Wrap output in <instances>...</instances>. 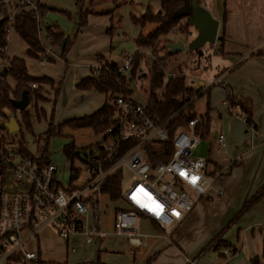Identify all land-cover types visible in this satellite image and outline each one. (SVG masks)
I'll list each match as a JSON object with an SVG mask.
<instances>
[{"label": "built area", "instance_id": "2783aa9c", "mask_svg": "<svg viewBox=\"0 0 264 264\" xmlns=\"http://www.w3.org/2000/svg\"><path fill=\"white\" fill-rule=\"evenodd\" d=\"M21 10L33 11L39 32L41 6L37 1L1 0L0 16L5 22V45L0 48V86L8 79L6 71L10 57L7 47L10 33L15 31V16ZM38 39L44 48L38 60L48 62L52 55L50 46L53 39L48 38L49 47L41 43L39 36ZM214 45L205 44L196 50L198 57L193 60V65L202 64L206 69L212 68L209 57L219 52ZM164 50L167 51V46ZM136 58L138 63L132 85L142 87L144 80H151L152 65L161 66L164 62L158 51L136 45L120 66H116L117 72H130ZM108 63L110 61H97L91 76L98 77L101 69ZM184 84L198 93L188 97L182 108L193 103L195 98L213 83L209 82L207 85L193 76L184 75ZM28 86L35 89L38 84L31 81ZM110 105L112 116L110 124L104 130V141L99 145L98 153L87 156L86 177L73 169V180L76 184L69 180L68 184L63 186L57 177V166L49 159L44 160L41 155H25L6 140L0 145V264L37 262L39 253L27 250L25 244L43 228L51 229L63 240L80 235L84 243L89 245L96 242L101 249L105 244L106 235L102 227V187L113 172L120 170L122 173L121 166L126 167L133 178L125 186L121 185L120 198L126 209L114 211L112 231L123 236L130 247L145 246L148 237H158L138 231L140 217L149 219L150 224L163 232V239H169L173 226L181 222L193 210L196 202L206 195L212 177L205 172V158L196 154L200 142L199 137L194 134L197 118L189 120L188 127H180L174 132L173 151L168 160L153 164L148 160L147 146L158 148L168 139L166 126L175 114L158 121L147 113L146 104L142 105L122 95L114 97ZM2 110L6 114L10 113L7 107ZM16 111L20 109L16 108ZM228 111L254 132L255 128L247 123L239 106L228 107ZM217 141L219 145H225L223 133L218 134ZM123 147H127L124 153L109 164L116 152ZM77 153L79 152L76 151ZM240 161L241 157L236 156L227 166H233ZM193 177L196 178L195 182ZM157 204L159 208H156ZM213 245L214 242L210 246ZM76 249L75 245L68 246L69 253L76 252ZM227 252V249H223V253ZM196 263L197 258L186 259V264ZM79 264L92 263L85 261Z\"/></svg>", "mask_w": 264, "mask_h": 264}, {"label": "rangeland", "instance_id": "374dc122", "mask_svg": "<svg viewBox=\"0 0 264 264\" xmlns=\"http://www.w3.org/2000/svg\"><path fill=\"white\" fill-rule=\"evenodd\" d=\"M35 1L40 4L42 10L40 11L41 15L39 18V37L41 43L45 47L50 46L48 42L49 30L61 32L63 38L67 39L68 46L65 55L70 63H86L95 60L97 57V61H113L117 67L120 66L127 55L134 51L137 37L139 35H146L156 28V24L143 21L142 18L146 15V12L149 10L153 14H159L161 9V0H81L80 2L78 0ZM219 1L222 2V0ZM219 1L217 0L215 2L217 3V7L221 5ZM179 29L180 30L176 31L172 30L168 34L161 36L158 47H156L155 50L156 52L158 51L159 57L162 58L165 64L164 71L166 77L178 74L185 76L190 75L197 78L199 81H204L206 84H209L211 81L209 71H207L202 64L193 65V60L198 57V54L195 50H190L188 45L190 40L195 36V32L192 27L188 26L186 18L180 19ZM82 32H84L85 35H82ZM188 32H192V34L188 35ZM178 40H181L185 46L183 51L168 53L164 50L168 42H176ZM8 46L9 54L12 53L23 57L26 60V64L29 63L28 73L32 77H40L44 74L58 77L63 73V64L59 62L61 59H65V57L61 55V46L51 44L50 49L57 62H55L54 65H50V67L46 66L44 62L37 60L36 64L28 59L29 56L27 57L25 52L26 44L15 31L10 33ZM209 47L210 45H208V48ZM78 73H83L81 67L78 69ZM40 86V94L43 99H39L36 104L34 100H31L27 108L30 114L31 129L27 128L22 122L21 111L11 109L10 113L6 114L1 110L0 139L3 138L10 145L22 147L27 153L26 155L30 156L41 155L42 150L45 148L48 159L58 168L57 177L60 179L61 184L65 186L70 180L73 169L78 170L83 177H86L85 168L87 156L99 152L98 148L104 141L105 133L104 131L95 133L92 128L73 129L68 126L61 127L60 132H58V128L63 122L72 119L73 116L83 115L90 111L92 109L91 103H94V99H97L98 94H86V96L83 95V93L81 94L75 91L73 89L72 70L66 74L61 90L58 86L52 87V85L47 83H42ZM130 87L132 93L128 97L145 105L148 101L150 92L149 80H144L142 87H135L133 85ZM213 91L215 94V89H212L210 91L211 96H214ZM156 93L161 95L162 90H157ZM207 97L208 95L206 92L196 97L192 103L190 112L197 116L203 115L206 111L207 103L209 104ZM213 99L214 97L210 99L209 105H213ZM220 109L221 108L210 110L212 115V125L209 131L210 137H213L217 128L221 126L225 131L230 128V125L232 126L235 124L237 127L239 126L238 124L242 125L235 116L230 114L228 118L225 117L221 122L223 124H218V121H214V119L216 117L218 118L217 111L219 110V112H221ZM7 115H16L17 121L20 122L18 130L10 132L6 128H1V124L8 119L7 117L5 120ZM222 117H224L223 113ZM50 122L53 124L54 129L52 134L47 136ZM213 122H216V124ZM72 143L76 151L79 152L73 158L64 152V147ZM227 151L228 145L225 148L221 147L219 150H214L213 156L222 158L226 155ZM235 166H229V168L222 173L221 176L223 177L220 178H227V171ZM121 168L122 185L125 186L126 183L133 178V175L126 167L121 166ZM230 177L231 179L229 180L233 185H229L226 188L224 187L225 185L218 186V189H224L225 192L223 195L213 200L207 199V195H204L199 199V202L197 201V208H202V216L199 218L196 225L187 227L182 233L186 239L202 243V250L197 259L204 254L203 258L212 256L216 259L213 261L214 263L224 258L220 254L223 252L224 246L216 248L218 238L214 241V237L218 234L219 237L222 235L224 236L227 234L228 230L230 233L234 232L238 223L243 220L241 216L245 214L250 207L249 204L253 203L254 197L257 195L256 192L258 190L251 192L249 195H247V192L244 194L242 189L239 190L240 184H243L242 182L240 183L242 178H237V175H230ZM1 178L2 174L0 169V180ZM245 178L246 176H244V180ZM73 181L75 184L77 183L75 180ZM212 186L217 187V183H214ZM192 195L194 196V194ZM246 198L248 199L245 200ZM244 201L245 205L248 204L249 206L248 208H244L241 212ZM123 203L122 199L113 200L106 194L102 196L101 204L105 230L111 231L114 208L117 206H124ZM212 219L221 220V223L217 225V227L219 226L218 228H215L216 223H213ZM230 219L232 220L228 223ZM138 231L147 234H154L155 232L149 219L145 217H140ZM250 231L258 235L260 230L258 226L253 225L247 232L244 231L242 233V231H240L239 241H241V238L243 239L245 235L247 236ZM172 233V236H169L168 239L170 243H165L157 254L165 250L164 248L175 243L173 239L177 233ZM118 237L119 238L112 237L106 239L105 246L108 251H120L121 255L118 257L113 255V253H108L106 255L102 253L101 261H109V259L111 260L112 256H114L116 264H144L145 260L154 252L152 244L155 239L152 236L148 237L147 245L138 248L128 246L126 242H123V236ZM212 240L214 241V245L211 247L210 245L213 243ZM62 243L65 244L64 240L53 233L47 236L46 241L43 237L40 238V246L42 248L45 249L46 246H50L62 250L64 253V257L62 258L63 264H75V262L84 259L82 255L84 253L83 251L77 252L76 254H66L67 250L62 246ZM85 252H89V250ZM254 257L252 258L253 260ZM150 261H152V258H149V262ZM43 264H51V262L46 258Z\"/></svg>", "mask_w": 264, "mask_h": 264}, {"label": "crops", "instance_id": "0c3cea01", "mask_svg": "<svg viewBox=\"0 0 264 264\" xmlns=\"http://www.w3.org/2000/svg\"><path fill=\"white\" fill-rule=\"evenodd\" d=\"M216 1L217 0H200V4L207 8L212 16L219 21L217 36L223 34L224 38L220 47L216 43L214 45L217 49H219V52H216L213 56L211 55L209 57L212 68H207V71L210 73V82L213 83L210 88H208V91H206L209 104L210 99L214 97L213 105H209V107L211 111L213 109L221 108V112H219V110L217 111L218 118L216 117L214 119V121L217 120L218 124H220L224 118H228V115L230 114L226 103L227 93H230L232 98L243 99L248 103L249 115L252 120V126L255 130L254 132H251L247 128L246 124L241 119L236 117L242 125L238 124V127L235 124L232 126L230 125V128L225 130L226 132L221 126L217 128L213 137H210L209 131L211 128L210 126L212 125V115L209 112V130L205 134V137L200 138L194 132L200 140L196 154L205 158V172L212 177V183L206 192V198L211 200L224 194V189H218V186L225 185L224 187L226 188L229 185H233V183L229 180L231 179L230 175H237V178H242L240 183L242 182L243 184H240L241 186L239 190L242 189L244 194L247 192V195L257 190L258 191L256 193L258 194L261 187L264 185V0H222V2L218 0L219 4L221 3L218 7L216 5L217 3H215ZM81 34L85 35L84 32ZM66 42L67 39L63 38L60 46L63 48ZM8 48L9 46L7 47L8 56L10 58H22L25 61L28 72L29 63L26 64V60L23 57L12 53L9 54ZM27 50L28 46L26 45L25 52H27ZM64 57V60L61 59V61H59L62 62L64 69L61 75L53 77L44 74L40 77L49 78L53 81L52 87L58 86L61 90L66 74L72 70L73 89L75 91L80 92L81 94L83 93V95L93 93L98 94L97 99H94V103H91L92 109L83 114L90 115L103 106L106 101V96L104 93H99L93 88L86 90L79 89L76 87V84L81 79L91 75L94 63L97 62V57L95 60H91L86 63H70L69 60H67L66 55ZM28 59L35 63L38 60L31 57H28ZM55 62H57V60L54 59L52 54L50 61L44 62V64L50 67V65H54ZM80 67L83 69V73H78V69ZM8 84L13 86L14 82L11 79H8ZM212 89H215V94L213 91L214 96H211L210 93ZM222 113L224 117H222ZM83 115H76L73 116V118L81 117ZM213 123L216 124V122ZM188 130L191 131L190 129ZM219 133H223L225 136L224 146L219 145L217 141ZM227 145L228 151L224 157L219 158L217 156H213L214 150H219L221 147L225 148ZM236 156H240L241 161L236 162L233 166L237 165L227 171V178H220L223 177L221 175L224 170L226 171V169L229 168L227 166L229 161ZM214 176L217 177V181ZM244 176H246L245 180ZM214 183H217V187L212 186ZM247 199L248 198L245 200ZM199 201L200 200H198V202ZM198 202H196L193 210L181 222L173 226V232L177 233L173 239L175 243L172 240L174 244L164 248L165 250L158 254L157 252L165 245V243H170V241H168V239L164 240L163 232L158 227L152 225L155 230L154 234L158 235V237L154 238L155 241L152 244L154 252L149 256V258H152V261L149 262V258H147L144 263L186 264L187 258H197L200 256L202 243L194 240H188L182 235L187 227L196 225L199 218L202 216V208H197ZM244 203L245 201L243 204ZM245 214L241 216L243 220H239V223L237 222L238 225L234 232L230 233L228 230L227 234H225L226 236L222 235L219 237L218 234L213 239L215 240L216 238H219V240L224 241L225 246L223 249H229L226 254L223 252L220 253L225 259L221 258L219 259V262L214 263L213 261L216 259L212 256L203 258L204 254L202 257L197 259L196 264H252V261L257 259L259 264H264V193L250 205ZM212 220L213 223H216L215 228H218L219 226L217 227V225L221 223V220ZM253 225L258 226V229L260 230L259 234L255 235L252 231H250L247 236L245 235V237L243 234L244 240L241 238V241H239L240 231H242V233L244 231L247 232ZM103 230L106 234L105 240L112 237L119 238V235L115 236L117 234L113 233L112 229L111 231L105 230L104 223ZM51 233L56 235V233L51 229L43 228L33 238L26 242L25 248L27 250L37 251L40 258L37 262H28L25 264H43V262L46 261V258L49 262H51V264H63L62 258L64 257V253L62 250L57 247L50 246H46L44 249L40 246V238L43 237L46 241L47 236ZM64 242L65 244L62 243V246H64L67 250L66 254H76L80 251L84 252L82 254L84 259L82 261L75 262V264H79L84 261H88L92 264H116L114 256H112L109 261H101V254L103 253L106 255L108 253H113V255L118 257L121 255L120 251H108L105 244L101 249L98 248L96 242L86 245L80 235L64 240ZM123 242H126L124 237ZM69 245H75L77 247L76 252L69 253ZM233 249H235V251H233ZM86 250H89V252H85ZM254 255L255 260L252 259Z\"/></svg>", "mask_w": 264, "mask_h": 264}, {"label": "trees", "instance_id": "16d2710c", "mask_svg": "<svg viewBox=\"0 0 264 264\" xmlns=\"http://www.w3.org/2000/svg\"><path fill=\"white\" fill-rule=\"evenodd\" d=\"M79 2L81 0H78ZM199 4L200 0H197ZM1 2V0H0ZM184 0H161V9L159 14H153L149 10L146 12V15L143 16V21H148L156 24V28L150 31L146 35H139L135 40L137 46H141L143 48H153L156 50L158 47L159 39L161 36L168 34L175 28L179 29V22L181 18H185L183 16H176V10L183 5ZM42 11V10H41ZM2 17L0 16V20ZM187 19V18H186ZM188 23V21H187ZM15 32L21 38V40L28 46L27 55L31 58L39 59V54L44 52V48L41 46L38 36V23L34 17L33 11L29 10H21L15 16L14 22ZM187 27V26H184ZM185 30V29H184ZM183 31V30H181ZM5 35V22H0V48L5 45L4 41ZM48 37L53 39V45L60 46L61 41L63 39V34L61 32H54L49 30ZM223 34L217 36L216 44L220 47L223 42ZM68 43L62 48V56H65V52L67 51ZM168 52V51H166ZM138 63V58L135 59L133 69L127 74H120L116 70V64L110 63L107 64L106 67L102 68L98 77L87 76L81 79L76 87L79 89H95L99 93L105 94V103L98 110L93 112L90 115H83L81 117H74L63 122L59 128L58 132H60L61 127L68 126L73 129L78 128H92L95 133H101L104 131L108 125L110 124V118L112 116V106L110 105V101L116 96H124L128 97L132 93L131 85L133 83L135 68ZM165 64L158 65L153 64L151 68V80H150V92L148 101L146 103V111L151 116H153L158 121H163L170 116L174 115L172 119H170L167 123L168 129V139L162 144L160 147L153 148L151 145L147 146V157L148 160L156 164L160 161H166L171 156L173 151L172 138L174 132L180 127H188L189 120L196 118L198 119L197 123L194 125V132L200 137L204 138L205 134L209 130V112L210 107L207 103L206 111L203 115L197 116L196 114H192L190 112L192 108V103L182 108L186 103L188 97L197 94L198 92H194L192 89L187 88L184 84V75H172L166 77L165 74ZM8 79H11L14 82L13 86L8 84V79L0 86V111L2 108L7 107L10 110H16V108L11 104V99H18L21 96L23 90H27L29 104L31 100H34L35 104L39 101V99H43L40 94L42 83H47L53 85V81L46 77H31L25 65V61L19 57H11L9 67L6 71ZM36 82L38 87L32 89L28 86L29 82ZM157 90H162L161 95L156 93ZM208 91V89L206 90ZM205 91V92H206ZM200 93L198 96L204 94ZM226 103L228 107L239 106V110L242 115H245L247 123L252 124V120L248 111V103L243 99H235L232 98L230 93H227ZM28 106L24 110L21 111L22 122L25 126L31 129L30 122V114L27 110ZM7 117H5V120ZM101 119V121H100ZM4 123V122H3ZM3 123L1 124V128H5ZM20 127V122H18ZM54 126L50 122L49 130L47 136H50L53 132ZM5 140L3 138L0 139V145ZM131 143H129L130 145ZM128 147V144H126ZM124 145V146H126ZM127 147H123L119 149L113 158L109 161V164L112 161L116 160L119 156H121ZM23 154H27L24 149L18 146ZM64 152L73 158L76 155V148L73 143L64 147ZM41 156L44 160H48L46 155V149L42 150ZM1 169V168H0ZM75 178V174L72 171L70 176V180L72 181ZM122 185V173L120 170L113 172L102 187V192L110 199L118 200L120 198V191ZM264 193V185L261 187L259 193L254 197L253 202ZM249 203V202H248ZM250 203L249 205H251ZM248 204H243V209L248 208ZM126 209L124 206H117L114 208L116 210ZM232 220V219H231ZM230 220V221H231ZM229 221V223H230ZM216 240V239H215ZM214 240V241H215ZM213 241V242H214ZM228 244V243H227ZM221 246H225L222 240L217 239L216 248ZM227 246V245H226ZM235 251V249H233ZM252 264H259L258 259L252 261Z\"/></svg>", "mask_w": 264, "mask_h": 264}, {"label": "water", "instance_id": "95a60500", "mask_svg": "<svg viewBox=\"0 0 264 264\" xmlns=\"http://www.w3.org/2000/svg\"><path fill=\"white\" fill-rule=\"evenodd\" d=\"M176 16L187 18L188 26L192 27L195 32V36L190 40L188 45L190 50L196 51L205 44H215L219 21L212 16L207 8L199 4L197 0H184L183 5L176 10ZM2 21L3 18L0 22ZM191 34L192 32H188V35ZM166 45L168 53L180 52L185 49L181 40L168 42ZM113 63L111 61V64ZM11 104L15 108L24 110L29 105L27 90L22 91L20 98H12ZM3 125L10 132L19 129V124L15 116L8 117Z\"/></svg>", "mask_w": 264, "mask_h": 264}, {"label": "snow or ice", "instance_id": "6c2138e0", "mask_svg": "<svg viewBox=\"0 0 264 264\" xmlns=\"http://www.w3.org/2000/svg\"><path fill=\"white\" fill-rule=\"evenodd\" d=\"M185 175H186V173H185ZM192 179H193V182H195L196 178L193 177ZM159 207H160V206L157 204V205H156V208H159ZM157 214H158V212H157ZM177 215H178V213H177Z\"/></svg>", "mask_w": 264, "mask_h": 264}]
</instances>
